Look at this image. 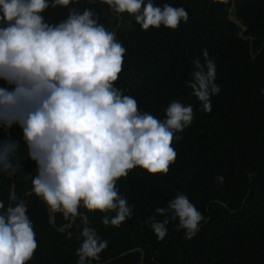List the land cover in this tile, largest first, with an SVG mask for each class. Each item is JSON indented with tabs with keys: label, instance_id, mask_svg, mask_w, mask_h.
Segmentation results:
<instances>
[{
	"label": "trees",
	"instance_id": "trees-1",
	"mask_svg": "<svg viewBox=\"0 0 264 264\" xmlns=\"http://www.w3.org/2000/svg\"><path fill=\"white\" fill-rule=\"evenodd\" d=\"M154 2L182 5L188 20L175 30H141L129 14L114 12L103 0H72L42 13L55 24L69 8H93L98 23L126 48L114 83L135 97L140 110L163 118L172 100L193 105L192 123L173 141L177 155L166 174L135 167L118 179L120 194L133 206L131 217L113 227L101 223L103 213L80 209L88 226L108 242L100 260L91 264H140L137 248L145 253L144 264H264V0ZM232 8L241 25L231 19ZM203 49L215 61L220 85L208 112L199 108L186 84L192 59L203 60ZM0 86L10 87L3 80ZM5 139L18 142L15 159L20 166L12 175L0 173V201L7 206L10 197H17L27 204L37 248L26 264H76L83 216L65 220L53 212L51 223L46 203L31 191L36 165L27 156L20 126L0 125V141ZM217 174L225 177L222 185L215 182ZM177 191H183L205 219L190 239L176 221L169 223L165 238L157 239L147 218Z\"/></svg>",
	"mask_w": 264,
	"mask_h": 264
},
{
	"label": "clouds",
	"instance_id": "clouds-1",
	"mask_svg": "<svg viewBox=\"0 0 264 264\" xmlns=\"http://www.w3.org/2000/svg\"><path fill=\"white\" fill-rule=\"evenodd\" d=\"M72 0H0V125L20 126L27 156L35 161L31 191L65 220L82 216L80 209L100 212L101 223L119 227L133 206L120 194L117 181L140 167L166 174L177 155V135L193 120V105L172 100L158 118L138 107L135 97L114 82L119 79L126 48L116 34L98 23L91 7L69 8L67 16L48 23V7ZM95 0H92V4ZM114 12L127 13L141 30L164 26L175 30L188 20L187 10L154 0H103ZM193 57L190 95L204 112L220 92L216 64L203 49ZM18 142L0 141V173L19 168ZM224 183L225 177L215 176ZM157 217H161L158 219ZM205 219L183 191H177L148 216L157 239L176 221L184 236L195 235ZM75 249L76 264L99 261L107 246L97 229L83 219ZM71 235V233H69ZM33 222L23 199L0 201V264H26L37 248Z\"/></svg>",
	"mask_w": 264,
	"mask_h": 264
},
{
	"label": "water",
	"instance_id": "water-1",
	"mask_svg": "<svg viewBox=\"0 0 264 264\" xmlns=\"http://www.w3.org/2000/svg\"><path fill=\"white\" fill-rule=\"evenodd\" d=\"M120 20H121V18H120ZM7 135H8V138H10V134L7 133ZM12 190H13V187H12ZM12 195H13V192H12ZM46 206H47V205H46ZM47 210H48V214H49V221H50L51 223H53V221H54L53 211H51V210L49 209L48 206H47ZM82 216H83L84 219H86V216H85L84 214H83ZM59 229H62V228H59ZM137 249L140 250V252H141V254H142L140 264H144V262H145V253H144V251H143L142 249H140V248H137ZM133 250H134V249L129 250V251H126V252H123V253H121L120 255L116 256L115 258L121 257V256L125 255L126 253H128V252H130V251H133ZM111 260H113V259H110V261H111Z\"/></svg>",
	"mask_w": 264,
	"mask_h": 264
},
{
	"label": "rangeland",
	"instance_id": "rangeland-1",
	"mask_svg": "<svg viewBox=\"0 0 264 264\" xmlns=\"http://www.w3.org/2000/svg\"><path fill=\"white\" fill-rule=\"evenodd\" d=\"M231 19L235 21L237 24L241 25V20H239V13L235 8L231 10Z\"/></svg>",
	"mask_w": 264,
	"mask_h": 264
}]
</instances>
